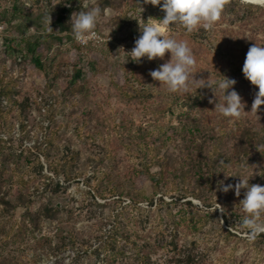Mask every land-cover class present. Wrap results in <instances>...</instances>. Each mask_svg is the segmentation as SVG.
Instances as JSON below:
<instances>
[{
    "label": "rangeland",
    "instance_id": "374dc122",
    "mask_svg": "<svg viewBox=\"0 0 264 264\" xmlns=\"http://www.w3.org/2000/svg\"><path fill=\"white\" fill-rule=\"evenodd\" d=\"M66 1L0 0V15L4 9H10L14 4L23 7L21 16L14 19L12 25L3 21L0 23V79L7 76L15 89L16 97L20 100L29 97L32 102V109L28 114L29 124L25 132L21 131L15 120L12 121L15 126L11 133L2 129L3 136L6 134L10 136L7 146L11 148L5 152L20 154L23 151L27 156L26 159L29 158L34 164L36 171L32 170L28 175L35 178L31 183L32 186H40L44 181H47V176H52L48 169V162L42 157L39 158L44 166L42 171L35 165L37 157L34 158V156L36 154L35 146L41 140L36 133V127L38 124L43 126L48 124V120H45V111L49 108L46 105H51L55 97L57 102L54 104L56 103L59 108L66 106L57 113V121L76 126L83 120H87L90 123L85 132L88 130L90 132L93 129L98 134L95 133L96 137L105 136L103 139L94 137V139L82 140L71 127L72 129L64 128L62 130V137L57 139L56 143L61 146L69 145L71 150L79 152L80 161L83 162L89 157L99 154L104 140L109 138L116 159L113 162H106L101 167L100 165H94V167L92 165L91 169L89 168L87 171L88 175L77 181L66 183L64 179H60V184L63 187L58 193L52 191L53 186L45 189L44 193L42 191L33 192L32 189L23 191L30 196V211L32 213L38 214L44 205L57 206L61 210L57 219L49 221L44 219L39 229L34 228L29 217H23L25 208L19 207L10 215H6L0 206V256H10L13 261L16 259L22 261L23 264H32L34 261H37L36 264H106V254L101 249L100 239H107L115 227L125 232L139 246L146 244V242L154 245L153 243L158 241L157 223L163 222L161 229H165L170 235H177L179 248L192 241H197L200 244V254L202 255L198 257L196 264H264V243L255 240V237L248 238L245 235L248 230L241 225L245 213L238 205L242 199L243 189L240 197L237 198L233 191L224 193L218 188L212 194V207L205 208L203 200L207 197L209 200L211 196L208 191L202 190L203 199L191 195L186 197L183 193H179L181 186L174 190L177 186L173 184V182L175 183L174 180L168 181L173 177L168 173L165 181L159 184V191L156 192L153 180L145 175L143 165H141L144 162L140 158H131V155L136 153V146L139 142L144 141L146 144L155 146L161 145L160 142H153V136H147L146 139L136 137L135 132L139 128L165 127L167 137L157 156L158 158L165 156L169 160H171L170 158L174 159L175 156L181 157L183 154L180 132L169 128H181L189 122H198L207 127L208 130L211 128L212 131L214 129L216 132L254 128L264 138V104L258 108L257 112L251 111L258 88L252 85L242 73L249 48L255 44L264 46V11H257L256 14L247 17V13L240 8L238 18L230 13H223L213 30L203 35L202 39L192 37L180 25L173 26L168 33L177 40L187 42L191 48L197 61L193 70L194 79H203L206 83L207 81L215 82L222 78V75L237 81L233 87L242 97L245 112L242 111L238 118H227L215 111L217 98L212 89L208 87L198 88L199 81L194 80L189 85L187 92L169 93L165 85L153 80L149 72L167 62L170 59V53H166L163 59L156 58L152 61H148L146 58L141 59L143 66L140 68L139 78L144 85L135 80H132L131 83L136 88L145 86L152 89L153 94L148 99H130L121 94L117 86H124L126 79L131 78V64L128 60L130 54L126 53L134 47L135 37L133 31L128 27L118 31L116 20L126 10L129 17L139 20L140 6L143 8L141 12L143 21L147 22L149 17L159 18V11L150 8L151 4L144 3V0H115L113 6L103 8L96 29L98 39L89 41L87 44H81L75 39L73 42H68L66 33L61 34L65 43L64 46L48 38L43 43L40 53L46 60L44 62L47 63L48 68L52 66L51 79H47V76L31 63L23 61L15 63V59L6 58L2 40L4 38L19 42L24 37L30 39L52 32L57 33L53 22L57 10ZM247 1L242 0L244 3H249ZM254 4L264 6V3L261 2ZM93 6L101 7V0H76L72 14L88 10ZM137 30V37H139V27ZM212 31H215L218 37H220V32H225L226 39L230 40L229 46L218 48L219 42L210 41L208 36H212ZM197 32L194 30V33ZM45 47L48 48L45 49ZM76 69H81L85 75V81L81 80L79 84L84 86L86 93H76L74 97L71 96L68 99L65 98V89ZM57 73L58 78L56 79L54 76ZM187 94H200L201 101H197V106H193L192 109L188 106L184 107L182 101L174 103L171 98L174 95L183 97ZM217 96L219 98L220 93H217ZM41 100L42 102H40ZM5 102L7 104L8 101L5 100ZM72 103H76L75 107L71 106ZM6 104L4 105L6 106ZM40 109L42 110L40 111ZM72 112H74L73 117H71ZM16 114V111H13L10 115L15 117ZM114 123L124 124L130 129L129 132L119 131L117 133L118 130L113 129ZM129 133L133 134V139L130 142L127 141L126 144H129V148L126 149L121 145V138L129 137ZM256 157L259 158V164L255 174L251 175L252 179L259 174V170L264 172V155L258 154ZM26 162L22 158V164H26ZM173 162L174 160L170 161V163ZM13 166V162L6 166L8 175L13 174ZM168 168L173 170V167L169 166ZM95 170L99 171L98 175L101 176L105 171L118 175L120 179L116 182H126L131 186V197L124 196L120 205L114 203V200H108L105 203L99 197L97 190L93 189L94 186L101 183L95 180L87 184ZM159 172L158 166H151L152 175L158 176ZM137 173H139L138 176ZM244 177L248 179L249 175ZM224 183L230 184L226 179H224ZM105 184L107 181L103 185ZM187 185L196 189L194 181H188ZM118 190L123 192V187L119 186ZM12 191V195L9 197H12L14 193L18 194V187L15 186ZM224 198H228L230 204L227 211V222L223 218V214L226 212L225 208L220 203ZM187 202H191L194 209L190 208ZM167 211H171L174 220L179 223L180 212L188 214L193 211L196 217H199L198 215L207 217H205L204 226L201 229L197 226L199 229L193 230L188 228L185 222H181L174 232L173 228L168 230L166 228ZM21 221L25 223L27 230L24 238L18 237V226L22 224ZM260 221L264 222V214H261ZM12 228L15 232L10 233ZM60 228H64V236L69 231H75L79 238L89 241L92 246L91 251L84 254L83 250L78 249L60 255H51L47 253V248L39 250L42 243L38 245L37 241L43 237H53L59 233ZM8 232L12 235H7ZM99 248L100 253L95 254L94 251ZM156 250L155 253H152L153 262L175 264L170 263L171 252L163 250L158 245ZM125 252L126 258L121 261L118 260L116 264H134L136 253L132 246H126Z\"/></svg>",
    "mask_w": 264,
    "mask_h": 264
},
{
    "label": "trees",
    "instance_id": "16d2710c",
    "mask_svg": "<svg viewBox=\"0 0 264 264\" xmlns=\"http://www.w3.org/2000/svg\"><path fill=\"white\" fill-rule=\"evenodd\" d=\"M75 1L76 0H67L66 3H63L60 9L57 10L55 20L53 22V26L54 28L56 27L57 33L52 32L51 34L39 35L30 39L24 37L25 39H20L19 42L9 38L2 39L4 42V53L6 58L15 59V63L21 61L31 63L36 69L42 71L47 76V79H51L50 74L51 71H53L52 66L48 68L47 63L44 62L46 60L43 56H41L40 52L43 47V43L48 38H51L52 41L54 40L59 45L64 46L65 43L61 34L66 33V39L68 42L74 41V35L71 30V25L69 24V18L71 17ZM114 1L115 0H101L100 8L103 9L113 6ZM149 7L155 8L159 11V18H163L165 15V13L161 10L160 5H151ZM22 8L23 7L14 4L10 9H4V12H2L0 15V23L3 21L8 25H12L14 19L21 16ZM240 8H242L247 13V17L256 14L257 11H264V6H259L254 3H244L242 0H224V7L221 15L223 13H230L237 17V15L240 14ZM125 27H128L133 31L135 39L138 38L137 27H139V25L136 19L128 16L127 10L116 20V28L118 31H121ZM196 31L198 32L194 33L193 31L192 33L188 34L192 35L194 38L202 39L203 35L208 32L203 28H199ZM212 32V36H208V38L210 37V41L219 42L218 48H222L224 46L227 48V46H229L230 40L226 39L225 32H220V37L215 34V31ZM46 48L48 47H45V49ZM128 60L131 64V78L126 79L124 86H117V88L120 90L121 94L127 98L148 99L153 94L152 89L146 88L145 86L136 88L135 85L131 83L132 80H135L142 84V80L139 78V71L143 66V60H141L140 63H137L131 60L130 56L128 57ZM84 76L85 75L81 69L74 70L68 87L65 89V98L70 99L71 96L74 97L76 93H86L84 86H80L79 84L81 80L85 81ZM54 77L57 79L58 73ZM11 78H13L12 75ZM8 79L9 78L7 76H4L3 79H0V206L3 208V213L6 215H10L19 207L25 208L26 211L23 217H29L34 228L39 229L40 224L44 219H47L48 221L57 219L61 210L57 206L44 205L38 214H34L30 211V196L23 191L32 189L33 192L42 191V193H44L45 189H47L49 186H53L51 188L52 191L58 193L63 187L60 184V179H64L66 183L77 181L81 177H86L88 175L87 171L90 167H92V165L93 167L94 165H100L101 167L106 162H113L116 159V156L112 151L113 146L111 145V140L109 138L104 140L101 148L102 150L99 154H95V156L89 157L83 162L80 161V153L71 150L69 145H58L56 140L62 137L61 133L64 128L73 127V129H71L82 140H88V138L94 139V137L103 139L105 136L99 135L96 137L95 135L97 133L93 129L90 132L89 130L88 132H85L88 129L90 123L87 120H83L82 122L76 124V126H72L70 123L63 124L62 121H57V113H59L66 106L59 108L56 103L54 104V102L57 101L53 94V103L49 106L46 105V107L49 108L48 110L45 108V120H48V124L46 126L38 124L36 127V133L38 134V137L41 138V140L35 146L36 154L34 156V158L37 157L35 160L37 161L35 165L41 168L42 171L44 170V166L42 165L39 158L42 157L48 162V169L52 176H47V181H44V183H42L40 186H32L31 183L35 178H32V176L29 177L28 175L30 174V171L35 170L34 164L31 163L29 158L26 159L27 156H25L23 151H21L20 154L15 152H5L7 149L10 150L11 148L10 146H7L10 141V136L7 134L6 136H3V133L1 132L2 129L6 130L7 133H11L13 127L15 126L12 121L15 120L19 124L21 131L25 132L29 124L28 114L32 109L31 98L26 97L23 100L17 98L16 92H14L15 89ZM49 89L51 90V87H49ZM46 91L49 92L48 90ZM171 98L174 103H179L181 101L184 102V107L188 106L190 109H192L193 106H197V101H201L200 94H187L183 97L174 95L171 96ZM5 100L8 101L7 104ZM40 102H42V100ZM36 103L39 102L36 101ZM4 104H6V106ZM75 105L76 103L71 104L72 107H75ZM41 110L42 109H40V111ZM13 111H16L17 113L15 117H11ZM71 114V117H73L74 112ZM186 116L188 115L186 114ZM113 129L115 131L118 130L117 133H119V131L129 132L130 130L122 123H114ZM169 129H176L180 132L183 145V150H181L183 151L182 156H175L174 159L170 158L171 160H174L173 163H170L171 160L165 156L159 158L157 156L160 153L163 144L165 143V138L167 137L165 127L156 126V128L153 129L139 128L135 132V134H137L136 137L140 139H146L147 136H153V142L161 143L160 146H155L153 144H146V142L142 140L143 142H139V144L136 146V153L131 155V158H140L144 162L141 165H143L142 167L146 173L145 175L153 180L152 182L154 183V189L156 192L159 191V184L162 181H165L167 174L169 173L170 176L173 177L168 181L170 182L171 180H174L175 183L173 182V184L177 186L174 188V190L181 186L179 193H183V195L186 197L191 195L198 199H203L202 192L204 190L208 191L211 196L209 200L207 197L205 200H203V202L205 208H211L213 204L212 194L213 192L217 191L220 181H224V179H226L227 182H230V184L233 185L240 181L239 176L225 178L226 175L238 174L242 179H245V175H249L250 178L248 183L250 185L259 184L264 186V172L262 170L258 171L259 174L254 179L251 177V175L255 174L256 167L259 164V158H257L256 155H264V138L261 137V135L256 130H254V128L230 131L219 130V132H216L214 129L213 131L211 128L208 130L204 125L194 121L186 123L181 128L177 127ZM129 134V137L121 138V145L126 149L129 148V144H126L127 141L130 142L132 141L131 139H133V134ZM131 150L132 148L130 151ZM22 158L27 161L26 164H22ZM51 158L53 159L51 160ZM12 162L14 164L12 169L13 174L8 175L6 166L10 165ZM152 165L159 167L160 172L158 176L152 175ZM169 166L171 168L173 167V170H170L168 168ZM172 171L173 173H171ZM98 172L99 171L96 170L94 171V175L89 178L87 184H90L95 180L96 182L101 183L94 186L93 189L95 188L97 190L99 197L105 201V203L108 200H114V203L120 205L124 199V196L131 197V186H129V184L126 182H116L118 179H120L118 175L116 176L114 173H108L105 171L101 176L98 175ZM138 175L139 173H137V176ZM105 181H107V184L103 185ZM188 181H194L196 189L190 188L187 185ZM15 186L18 187V194L14 193V198L12 199L13 196H9L12 195V188L14 189ZM119 186L123 187V192L118 190ZM187 203L190 208L194 209L191 202ZM220 203L225 208L226 212H224L223 218L227 222V211L230 207L229 200L228 198H224ZM150 204L152 205L153 202ZM238 206L241 208L240 205ZM180 213V223L185 222L188 228L198 230L204 226V219L207 216L198 215L199 217H196L193 211H190L188 214L183 212ZM165 219L167 222V230L173 228V231L175 232L180 223L174 220V216L171 211H167ZM21 223L22 224L18 226V237L24 238L27 234V230L25 229V223L23 221H21ZM162 223L163 222L157 223L156 229L158 241L153 243L154 245L146 242V244L139 246L136 242H133L131 237L126 235L125 232H123L118 227H115L112 231V234L107 239H100L102 244L101 249H103L106 254V264H116L118 260L121 261L126 258L125 247L129 245L132 246L133 251L136 253V257L133 262L134 264H158L157 262L152 261V253L157 251V245L163 250L171 252L172 256L170 263L196 264L198 257L202 255L200 254V244L197 241H192L191 243L185 244V246H181V248H179L177 235H170L165 229L162 230ZM63 229L64 228H60L59 233H56L53 237H43L38 240V245L42 243V246L39 248V250L47 248V253L51 255H60L64 252H71L78 249L83 250L84 254H88V252L91 251L92 246L89 244V241H86L84 238H79L75 231H69L68 234L64 236ZM11 232H15L14 228L10 230V233ZM8 234L9 232L7 235ZM255 240L264 243V233L256 235ZM94 252L95 254L100 253V248ZM36 263L37 261H34L32 264ZM0 264H23V262L16 259L13 261L10 256L2 255L0 256Z\"/></svg>",
    "mask_w": 264,
    "mask_h": 264
},
{
    "label": "clouds",
    "instance_id": "9594fccd",
    "mask_svg": "<svg viewBox=\"0 0 264 264\" xmlns=\"http://www.w3.org/2000/svg\"><path fill=\"white\" fill-rule=\"evenodd\" d=\"M260 2L264 3V0ZM144 3L160 5L165 15L163 18L149 17L145 22L141 19L143 8L139 4L140 19L136 20L139 23L140 35L135 39L131 51L126 53L130 54L131 60L137 63H140L142 58L152 61L156 58L163 59L166 53H170V59L167 62L149 72L154 81L165 85L169 93L187 92L194 80L199 81L198 88L208 87L214 92L217 98L215 111L227 118L240 117L241 112H245V104L233 87L237 81L222 75V78L215 82L207 81L206 83L203 79H194L193 70L197 61L191 48L187 42L168 35L175 25H180L187 33H192L199 28L206 31L213 30L221 17L224 0H144ZM101 16L102 9L98 6L74 12L70 18L74 39L81 44L98 39L96 29ZM242 73L252 85L258 88L251 109L257 112L258 108L264 104V46L255 44L249 48ZM217 93H220L219 98ZM236 176L240 177L238 183L233 185L220 181L218 188L224 193L234 191L237 197H240L241 190H244L243 199L239 201L245 213L241 225L248 230L245 235L253 238L264 233V222L260 221L261 214H264V186L250 185L248 183L250 177L242 179L238 174L226 175L225 178Z\"/></svg>",
    "mask_w": 264,
    "mask_h": 264
},
{
    "label": "water",
    "instance_id": "95a60500",
    "mask_svg": "<svg viewBox=\"0 0 264 264\" xmlns=\"http://www.w3.org/2000/svg\"><path fill=\"white\" fill-rule=\"evenodd\" d=\"M244 1H247V0H244ZM247 2H249V1H247ZM260 1H255V2H250V3H259Z\"/></svg>",
    "mask_w": 264,
    "mask_h": 264
}]
</instances>
